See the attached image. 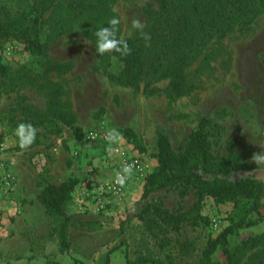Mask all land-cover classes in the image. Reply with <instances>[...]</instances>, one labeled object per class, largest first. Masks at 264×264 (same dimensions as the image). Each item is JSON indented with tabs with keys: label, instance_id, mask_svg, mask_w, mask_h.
<instances>
[{
	"label": "rangeland",
	"instance_id": "374dc122",
	"mask_svg": "<svg viewBox=\"0 0 264 264\" xmlns=\"http://www.w3.org/2000/svg\"><path fill=\"white\" fill-rule=\"evenodd\" d=\"M150 1L112 3V11L121 20V38L135 31L131 27L133 16L145 22L144 9ZM27 3L0 0V6L11 14L26 9ZM72 15L67 12L57 28L42 27L41 40L48 45L46 59L32 57L23 44L12 39L0 47V60L10 65L13 73L17 71L10 91L0 97V155L12 161L14 172L17 170L26 181L15 189L10 202L0 204V264H73L74 260L105 264L111 249L108 264H126L138 257H152L165 264H197L207 241L215 239L232 219L239 220L244 208L233 211L231 204L217 205L206 198L199 211L201 218L190 220L178 234L170 235L176 241L194 242L193 251L182 256L174 244L160 250L142 232L136 214L147 202H160L171 212H187L195 197L189 194L180 199L175 189H163L144 198L143 186L122 207L108 214H93L76 206L68 210L69 247L63 249L56 223L39 204L40 188L34 183L60 184L71 178L79 184L87 177L90 169L100 163L103 152L75 140L71 128L87 130L101 124L115 128L130 149L145 157L149 174L156 166L158 133L166 135L176 150L203 117L223 127L220 144H213L214 152L222 154L225 142L236 138V150L251 163L252 154L264 150L260 148L264 146V14L249 29L211 39L189 62L181 96L172 91L168 79L145 91L142 86L135 90L109 82L96 61L93 43L85 35V20ZM119 68L113 60L108 71L116 73ZM26 108L54 112L64 121L55 122L58 128L47 123L37 126L39 145L21 149L14 130L25 122ZM125 131H131L133 137ZM75 151L78 157L73 156ZM246 176L264 185V165L234 173L233 179ZM260 212L263 218L258 225L229 237L231 250H237L248 237L264 234V207ZM250 253L242 252L243 259ZM212 259L225 263L220 250Z\"/></svg>",
	"mask_w": 264,
	"mask_h": 264
},
{
	"label": "trees",
	"instance_id": "16d2710c",
	"mask_svg": "<svg viewBox=\"0 0 264 264\" xmlns=\"http://www.w3.org/2000/svg\"><path fill=\"white\" fill-rule=\"evenodd\" d=\"M28 2L26 9L11 14L5 6H0V47L9 39L24 45L26 51L39 59L48 58V45L41 40L44 25L51 28L61 26L65 14L72 13L74 19L85 20V35L96 47L95 32L116 16L111 9L115 0H22ZM264 14V0H151L144 9V31L151 34V47H145L140 32L135 30L124 38L132 48L131 55L120 56L112 52L104 55L96 53V61L111 83L143 91L160 80L168 79L172 91L181 96L184 93L185 72L194 57L215 36L224 37L235 31L249 29L255 20ZM117 32L120 37L121 27ZM96 52V51H95ZM115 57V59H113ZM120 68L116 73L108 71L112 61ZM17 78L9 64L0 60V97L8 93ZM25 123L34 127L54 124L64 118L54 112L31 111L26 108ZM69 123H67L68 125ZM59 131V130H58ZM75 140L83 138L81 127L71 128ZM133 137L131 131H125ZM58 133V132H56ZM223 127L213 120L203 117L197 127L190 132L184 144L174 149L168 137L158 133L156 137L155 169L146 177L143 197L163 190L175 189L183 199L193 194L195 201L187 212H171L162 203L147 202L136 214L143 233L155 241L160 250L168 246L178 247L182 256L194 249V242L176 241L170 237L178 234L183 224L199 217V211L206 198L217 205L231 204L233 211L244 208L239 220L232 219L215 239H209L201 252L197 264H218L213 255L220 250L225 257L224 264H264V234L248 237L237 250L230 249L229 237L240 229L258 225L263 216L264 185L251 176L233 179L234 173L255 170L258 165L247 162L245 154L238 152L236 138L228 140L224 152L216 153L213 144H220ZM40 134L30 148L39 145ZM223 144H221V147ZM78 185L75 179H67L60 184L46 183L40 188L38 202L45 213L56 223L60 247L67 249L68 228L71 215L68 205L71 194ZM105 264L109 263V254ZM251 253L244 260L242 252ZM165 264L155 258L138 257L126 264ZM59 264V263H50ZM73 264H83L77 260Z\"/></svg>",
	"mask_w": 264,
	"mask_h": 264
},
{
	"label": "built area",
	"instance_id": "2783aa9c",
	"mask_svg": "<svg viewBox=\"0 0 264 264\" xmlns=\"http://www.w3.org/2000/svg\"><path fill=\"white\" fill-rule=\"evenodd\" d=\"M107 129L109 127L101 124L83 131L82 142L101 150L103 155L100 163L90 169L89 175L72 191L68 210L76 206L89 213L108 214L122 207L145 184L150 172L145 157L136 154L124 141L109 145L104 138ZM2 156L0 155V204H7L16 189L17 177L12 162ZM73 156L78 157L79 152L75 151ZM125 162L135 163V169L127 183L120 186L115 183V172Z\"/></svg>",
	"mask_w": 264,
	"mask_h": 264
},
{
	"label": "clouds",
	"instance_id": "9594fccd",
	"mask_svg": "<svg viewBox=\"0 0 264 264\" xmlns=\"http://www.w3.org/2000/svg\"><path fill=\"white\" fill-rule=\"evenodd\" d=\"M120 24V18L113 16L107 22V27L102 26L95 32V51L97 54L104 55L115 52L123 57L131 55L133 50L129 46L127 40L124 38H117V32L119 31L118 26ZM131 27L132 29L138 30L140 32V37L145 42V47H151V34L144 31V20L142 21L141 17L139 16H133L131 18ZM113 59H115V57H113ZM37 131L38 129L31 123H19L14 130V134L19 142V147L21 149L29 148L35 142ZM104 138L109 145L119 144L124 139L122 134L119 133L115 128L107 129ZM260 148L264 149V146H260ZM251 163L256 165H264V150L259 153H253L251 156ZM134 169L135 163L125 162L121 169L115 172V183L120 186L126 184L133 175Z\"/></svg>",
	"mask_w": 264,
	"mask_h": 264
},
{
	"label": "crops",
	"instance_id": "0c3cea01",
	"mask_svg": "<svg viewBox=\"0 0 264 264\" xmlns=\"http://www.w3.org/2000/svg\"><path fill=\"white\" fill-rule=\"evenodd\" d=\"M22 152H24V151H22ZM15 172H16V177H17V186H16V188L19 187L22 184L25 185V183H26L25 177H23V179H21V176L19 175V172L17 170ZM34 186L37 187V183H34Z\"/></svg>",
	"mask_w": 264,
	"mask_h": 264
}]
</instances>
